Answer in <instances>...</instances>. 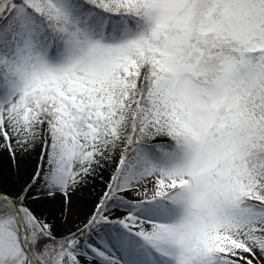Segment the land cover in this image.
Here are the masks:
<instances>
[{
	"label": "snow or ice",
	"instance_id": "snow-or-ice-1",
	"mask_svg": "<svg viewBox=\"0 0 264 264\" xmlns=\"http://www.w3.org/2000/svg\"><path fill=\"white\" fill-rule=\"evenodd\" d=\"M0 264H264V0H0Z\"/></svg>",
	"mask_w": 264,
	"mask_h": 264
}]
</instances>
